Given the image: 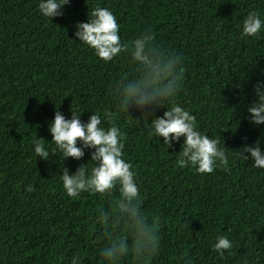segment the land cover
Segmentation results:
<instances>
[{"label": "trees", "instance_id": "trees-1", "mask_svg": "<svg viewBox=\"0 0 264 264\" xmlns=\"http://www.w3.org/2000/svg\"><path fill=\"white\" fill-rule=\"evenodd\" d=\"M40 2L0 0V264H71L77 254L80 264H106L96 218L109 199L89 192L69 198L61 180L64 168L72 175L85 165L90 174L94 150L80 160H64L57 150L44 161L34 152L37 139L50 153L56 149L48 128L57 109L66 119L82 113L83 123L98 114L106 128L105 111H117L114 86L133 72L129 55L106 63L75 37L96 7L113 12L122 42L150 29L159 46L183 58L176 102L228 149V170L198 174L176 163L183 138L167 148L150 134L151 119L166 109L139 122L118 113L123 158L161 238L148 264H264V169L234 153L257 140L264 152V125H251L247 112L254 86L264 84V28L241 35L250 12L264 21V0H69L52 21ZM220 236L233 244L223 257L213 251ZM119 264L136 261L127 256Z\"/></svg>", "mask_w": 264, "mask_h": 264}, {"label": "clouds", "instance_id": "clouds-1", "mask_svg": "<svg viewBox=\"0 0 264 264\" xmlns=\"http://www.w3.org/2000/svg\"><path fill=\"white\" fill-rule=\"evenodd\" d=\"M69 0H41L38 10L43 17L52 21L62 17L61 8ZM91 20L76 25L75 37L82 44L95 51L96 56L110 62L121 53H127L133 72L118 81L114 86L116 112L105 111L104 118L109 125L101 126L100 115L92 113L87 123L80 119L82 113L71 111V118L66 119L57 109L48 131L52 136L50 143L56 146L51 153L45 149V140L37 139L34 145L36 157L47 161L58 150L64 160H80L85 149L91 152L90 161L94 166L88 174L85 165L77 168L70 175L67 168L61 174L62 186L69 198H78L80 193L100 194L110 201V208L101 209L96 223L101 226L102 238L107 243L101 250L106 264H119L122 258L132 256L136 264H148L159 254L160 236L158 225L150 222L149 214L142 209L143 197L136 183V173L130 162H126L123 149L125 135L116 125L118 113H125L138 122L155 111L164 108L162 116L151 119L150 134L163 138L167 148L183 138L181 151L176 163L180 168L192 166L198 174L213 173L218 167L228 170V149L221 146V140L210 138L198 130L197 118L176 102L182 90L184 69L182 57L175 52L159 46L150 29L138 38L127 43L119 36L120 25L112 11L106 7H96L91 12ZM264 28V21L257 12H250L242 23V36H258ZM253 92L255 100L247 108L249 123L259 127L264 125V84L257 83ZM167 105V107H166ZM130 110L141 115L133 118ZM78 142L80 146L78 145ZM257 140L253 145H246L234 153L242 160L251 158L253 166L264 169V152ZM247 153V155H245ZM28 191H32L29 187ZM119 195L113 198V193ZM233 248L226 236L217 238L213 251L223 257L224 252ZM79 254L72 258L71 264H80ZM185 264H191L186 261Z\"/></svg>", "mask_w": 264, "mask_h": 264}]
</instances>
